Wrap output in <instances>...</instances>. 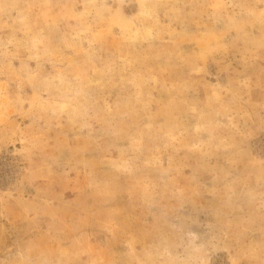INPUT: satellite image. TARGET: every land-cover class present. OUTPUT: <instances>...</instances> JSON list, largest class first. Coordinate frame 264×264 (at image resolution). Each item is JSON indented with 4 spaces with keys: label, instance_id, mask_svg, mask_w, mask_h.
<instances>
[{
    "label": "rangeland",
    "instance_id": "1",
    "mask_svg": "<svg viewBox=\"0 0 264 264\" xmlns=\"http://www.w3.org/2000/svg\"><path fill=\"white\" fill-rule=\"evenodd\" d=\"M0 264H264V0H0Z\"/></svg>",
    "mask_w": 264,
    "mask_h": 264
}]
</instances>
